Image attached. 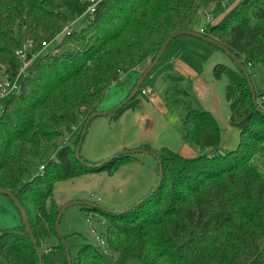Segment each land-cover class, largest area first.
<instances>
[{"label":"trees","instance_id":"trees-1","mask_svg":"<svg viewBox=\"0 0 264 264\" xmlns=\"http://www.w3.org/2000/svg\"><path fill=\"white\" fill-rule=\"evenodd\" d=\"M223 1L0 0V62L15 75L21 38L32 41L29 55L35 54L18 90L0 103V188L20 202L41 251L39 259L21 219L20 231L0 230V264H45L47 246L59 252L57 264H264V175L255 165L264 166V90L253 84L254 103L233 60V67L214 64L213 75L227 77L228 123L239 130L234 149L219 152L214 116L190 109L183 117L184 142L216 149L213 153L186 157L166 146H140L158 159L159 183L122 211L85 206L106 222L104 244L88 241L72 250L69 234H63L69 261L54 226L63 205L53 199L55 181L103 169L112 173L119 166L109 163L122 154L100 163L76 157L87 118L111 83L151 61L169 36L192 30L213 39L241 61L251 81V69L264 68V0H234L217 22L202 32L195 28L202 11ZM70 19L78 23L53 49H42L41 42H51ZM164 77L170 79L164 100L171 108L188 91L181 76ZM134 84L122 106L107 114L118 117L133 106L141 88L128 99ZM74 127L78 135L71 150L56 140ZM33 162L43 169L26 179Z\"/></svg>","mask_w":264,"mask_h":264},{"label":"rangeland","instance_id":"rangeland-1","mask_svg":"<svg viewBox=\"0 0 264 264\" xmlns=\"http://www.w3.org/2000/svg\"><path fill=\"white\" fill-rule=\"evenodd\" d=\"M233 2L234 0H224L221 7H210L202 11L195 28L217 22ZM73 23L74 19H70L69 28L78 22ZM64 31L63 29L46 49H53ZM176 58L188 64L189 68H184L179 61L176 62ZM219 62L234 66L232 59L222 49L208 41L189 34H179L172 38L141 84V88L149 89L150 92H138L133 106L124 109L128 112L120 122H116V117L110 114L98 115L91 119L79 149L82 159L91 163L104 162L122 151L139 148L133 145L135 142L149 143L153 147L166 146L186 157L207 153V149L193 146L182 138L183 117L188 110L194 108L210 111L217 121L220 127V142L216 149L219 152L234 149L238 143L239 130L228 123L229 107L225 95L227 77L215 78L213 75V66ZM146 65L147 63L141 66V70ZM251 72L255 88L258 91L264 90V68L256 66ZM165 73L181 76V84L188 91V96L183 102L171 108L166 107L164 100V92L170 82L169 78L164 77ZM77 135L78 129L56 141L73 150ZM128 142L130 145H127L126 149L119 148L121 144ZM51 152L49 157H54V152ZM115 162H119V166L112 173L103 169L55 181L53 199L58 204L86 200L100 207L120 210L133 204L155 184L157 161L152 154L125 153L114 157L109 166L112 167ZM255 165L264 175V166L259 161H255ZM30 170L26 179L38 172V164L33 162ZM105 228L106 222L100 214L87 210L83 204L67 206L58 223L59 233L69 234L67 240L72 250L88 241L103 245L101 238ZM2 229L4 228L0 227V230ZM13 230L20 231L21 228L13 227ZM46 250L48 259L45 264H57L60 260L59 252L56 249L50 250L48 246ZM1 262L5 264L3 260Z\"/></svg>","mask_w":264,"mask_h":264},{"label":"water","instance_id":"water-1","mask_svg":"<svg viewBox=\"0 0 264 264\" xmlns=\"http://www.w3.org/2000/svg\"><path fill=\"white\" fill-rule=\"evenodd\" d=\"M179 34H189V35H193V36H196V37H199L205 41H208L214 45H216L217 47H219L220 49H222L233 61H235V63L238 65V67L240 68V70L242 71L247 83H248V86L250 88V91H251V94H252V100L254 103H256V99H255V92H254V87H253V83L250 79V76H249V73H248V70L245 66L242 65L241 61L239 59H237L225 46H223L222 44L214 41L213 39H210L208 37H205L199 33H197L196 31H192V30H179V31H176L175 33H173L171 36H169L160 46L158 52L156 53V55L151 59V61H149L147 63V65L145 66V68L143 70H141L140 74L138 75L136 81H135V84L130 92V94L128 95V99L132 98L137 90L139 89V87L141 86L143 80L145 79V77L148 75V73L151 71V69L154 67V65L157 63V61L160 59L165 47L167 46V44L170 42V40L172 38H174L175 36L179 35ZM122 102L118 103L116 105V107H121L122 106ZM115 107V108H116ZM107 114V111H100V110H96L94 112H92L90 114V116L87 118L84 126H83V129L79 135V139L76 143V147H75V154H76V157L79 158V149H80V145H81V142H82V139H83V136L85 134V131H86V128L90 122V120L98 115H106ZM215 151V149H211V152L213 153ZM136 152H146V153H150L152 154L154 157H155V154L150 151V150H147L145 148H142V147H139V148H134V149H131L129 151L125 150V151H122L118 154H125V153H136ZM112 158V157H111ZM157 163L159 164V161L157 158H155ZM160 178H161V166L159 165L158 166V177H157V182L155 183L154 186H157V184L159 183L160 181ZM0 193L1 194H4L8 197L11 198V200L14 202L15 206L17 207L19 213H20V216H21V219L24 223V226H25V229H26V232L29 234L30 236V239L33 243V245L35 246V250H36V253H37V256L39 257V259L41 258V251L39 249V247L36 245V241L34 239V236L31 232V229H30V226H29V222H28V219H27V215L23 209V207L21 206L20 202L17 200V198L13 195L12 192L6 190V189H3V188H0ZM137 203H139V201H136ZM71 204H83L85 206H95L96 204H94L93 202H90V201H86V200H75V201H71V202H68V203H65L62 205V207L60 208L57 216H56V219H55V229H56V233H57V236L58 238L61 240L62 242V245L64 246V250H65V256L66 258L68 259L69 261V248L67 246V242L65 241L64 237L59 233L58 231V223H59V220H60V217L64 211V209L71 205ZM98 206V205H96ZM116 211H122V210H116Z\"/></svg>","mask_w":264,"mask_h":264},{"label":"crops","instance_id":"crops-1","mask_svg":"<svg viewBox=\"0 0 264 264\" xmlns=\"http://www.w3.org/2000/svg\"><path fill=\"white\" fill-rule=\"evenodd\" d=\"M174 60L176 62L179 61L184 68H189L188 64L184 63L183 61H180V59L176 58ZM140 72H141V67L133 68L128 72L124 73L123 75H121L119 80L111 83V85L105 91L101 101L99 102L97 106V110L99 109L100 111H108L109 109L117 105V103H120V101L127 95L129 88L136 81ZM127 112H128L127 110L122 111L119 114V116L116 117L115 119L116 122H120V120L125 117ZM77 129L78 127H74L73 131H76ZM137 140L140 141L139 139ZM127 145H130V142L121 144L119 148L126 149ZM133 145L136 147L137 146L140 147L143 145L152 146L149 143L145 144L142 142H135ZM209 152L212 153L211 148H207V153ZM20 224H21V216L17 207L14 205V202L11 200L10 197L4 194H0V227L1 228L17 227Z\"/></svg>","mask_w":264,"mask_h":264},{"label":"built area","instance_id":"built-area-1","mask_svg":"<svg viewBox=\"0 0 264 264\" xmlns=\"http://www.w3.org/2000/svg\"><path fill=\"white\" fill-rule=\"evenodd\" d=\"M90 10L92 8L90 7ZM206 21L209 22V18L206 17ZM69 25H67L64 30H69ZM199 32L203 31V27L198 29ZM51 42L42 41V49L46 48ZM32 47V41L30 39L21 38L20 46L16 49L15 55L17 58V67L14 76H10L6 70L4 64L0 62V103L6 98L10 93L16 92L19 88L18 79L26 74V69L35 54L29 55V51ZM264 86V84H263ZM142 94L149 93V89L140 88ZM264 98V97H263ZM43 169V164L39 165L38 170ZM102 241V240H101ZM103 242V241H102Z\"/></svg>","mask_w":264,"mask_h":264},{"label":"bare ground","instance_id":"bare-ground-1","mask_svg":"<svg viewBox=\"0 0 264 264\" xmlns=\"http://www.w3.org/2000/svg\"><path fill=\"white\" fill-rule=\"evenodd\" d=\"M15 205V204H14Z\"/></svg>","mask_w":264,"mask_h":264}]
</instances>
